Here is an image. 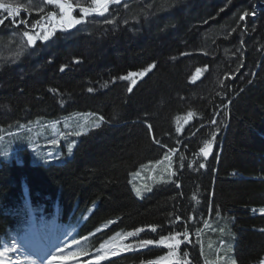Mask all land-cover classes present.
Listing matches in <instances>:
<instances>
[{
    "label": "trees",
    "instance_id": "obj_1",
    "mask_svg": "<svg viewBox=\"0 0 264 264\" xmlns=\"http://www.w3.org/2000/svg\"><path fill=\"white\" fill-rule=\"evenodd\" d=\"M167 7L145 20L139 14L146 8L135 6L140 20L126 31L116 19L103 25L108 35L56 32L18 65L0 69V138L73 116H85L91 123L85 131L93 129L74 137L62 164L33 165L26 151L22 164L0 163V247L36 221L67 243L69 258L61 264H84L98 249L105 255L99 264H209L206 241L218 237L231 241L235 264L264 257V0H180ZM255 11L254 20L239 19ZM43 15H33L31 25ZM11 27L7 21L0 36ZM243 43L253 51L246 60ZM150 64L156 67L134 78L131 92L130 81L118 79ZM213 135L205 159L200 149ZM170 167L172 174L161 177ZM135 171L147 178L136 198ZM136 229L143 230L125 239ZM176 233L175 255L163 243L140 244ZM128 244L132 249L124 250ZM85 250L89 256L71 255Z\"/></svg>",
    "mask_w": 264,
    "mask_h": 264
},
{
    "label": "rangeland",
    "instance_id": "obj_2",
    "mask_svg": "<svg viewBox=\"0 0 264 264\" xmlns=\"http://www.w3.org/2000/svg\"><path fill=\"white\" fill-rule=\"evenodd\" d=\"M170 1L177 3L180 0H148L147 5L146 2L142 4L144 5V8H146L143 11V15H141V13L139 14L140 10L136 9L134 6V4L138 3L137 0L122 2L120 5H117V7H111V13H107V15H111L110 18L107 19V15L100 20L89 18L85 26L89 24L97 26L102 24L113 25L118 13L124 17L125 22L121 20L123 24H126L127 22L136 24L138 20H140V18L137 19L136 14L144 17L145 20H152L158 16L160 12L162 14L169 12L167 5H169ZM3 2L20 7L21 12H19V18L22 17L24 12L39 13L41 12V8L45 9L42 0H3ZM80 2L81 0H71V3L76 6H78ZM171 7L172 9L174 8V6ZM252 16L254 17L256 15H250L249 17L252 18ZM108 20H112L113 22L107 23ZM215 36L216 35L212 34V37L215 38ZM214 38H211V40ZM26 55H29V52L24 37L20 34L10 33L9 35H3L0 37V69L7 65H18ZM101 62L106 63L104 59H102ZM229 77L232 78V76ZM189 101L190 100H188V102ZM90 124L88 118L85 116H73L70 119L57 121L43 129H38L42 126L39 122L37 126L29 128L27 133L13 129L7 131L0 138V163L11 162L13 160L17 162V164H21L23 163L24 152L26 151L29 153L31 160L30 163L33 165L45 164L47 162L62 164L72 156L77 143V140L74 137H80L93 130L85 131L89 128ZM169 174H172V167H170V170H161L160 176L165 177ZM136 181V189L139 190L140 186H146L147 178L138 176ZM139 197H141V195ZM218 231L221 236H225L224 231L221 229ZM221 239L222 243H219L216 248H214L213 245H211V247H207L206 245L210 255L209 260H207L209 264H213L215 261L216 264H232L233 262L231 241L225 238ZM13 243L17 245V251L11 254L14 258L19 256L23 261L24 256L27 254L30 259L36 261V264H46L48 254L55 248V244L48 239H45L43 243L44 245L40 246L39 244L36 245L33 239L25 236H22ZM12 245L10 247H12ZM214 252L217 254L215 255L216 257H213ZM260 264H264V259Z\"/></svg>",
    "mask_w": 264,
    "mask_h": 264
},
{
    "label": "snow or ice",
    "instance_id": "obj_3",
    "mask_svg": "<svg viewBox=\"0 0 264 264\" xmlns=\"http://www.w3.org/2000/svg\"><path fill=\"white\" fill-rule=\"evenodd\" d=\"M120 0H92V4L94 7H79V13L80 16L77 18L76 16L73 15V13L77 10L76 5H73L71 3V0H46V3L49 5H55L59 9V16L55 11H50L47 13L46 17L44 19L50 20L53 22L52 26V31H49L46 27L41 26L40 21L37 20L34 25H32L33 28L40 26L41 30L44 32L43 36H40L39 32H37L35 35H30L27 31L24 32L25 37L27 38L28 42L30 44H35L36 39L40 38L44 41H47L52 35V33L56 30V26H59V29L61 31L68 30L71 28L76 27L77 25H80L83 23L84 18L90 15H100L103 16L105 13L108 12V8L110 4H119ZM0 10H2L6 16L4 18H0V24L4 23V19L10 18L13 20V22H17L15 18L19 15L20 12V7L14 6L12 4H7L4 3L3 0H0ZM41 12L44 10L41 8ZM254 15V13H249V12H244L241 16H239V19L243 21L248 15ZM112 20H108L107 23H112ZM19 23H27L26 21H19ZM187 55L188 53H184ZM156 67L155 64H150L148 65L143 71L140 72H130L126 76H120L118 79L119 80H129L130 84L128 86V91H132V87L136 84V79L135 77L143 78L146 76L149 72L152 71ZM62 72L64 71V68L60 69ZM197 76L200 74L202 71L201 69H197ZM197 77H193V80H195ZM50 91H54L51 90ZM89 92L93 91L92 88L88 89ZM191 116L192 113H189ZM219 115V113L217 114ZM101 122L103 121V118H100ZM212 125H216L218 123L217 120L213 119L210 121ZM96 127H100V124L97 123L95 125ZM151 125H149V130H151ZM203 127V125H201ZM216 137L213 135L211 137V140H209L206 145L200 149V152L203 154L204 158L206 159L209 154L212 151L213 147V141H215ZM156 143H160L158 140L155 141ZM161 148H164V144H160ZM199 168L203 169L205 168L204 163H199L198 165ZM179 187V185H177ZM206 226L207 221L204 222ZM143 229H136L135 231L128 232L125 239L127 237L135 236L137 235L140 231ZM153 232L156 231L155 227H152L151 229ZM181 235V233H176L175 235L171 237H164L161 236L160 241H153V240H141L140 244L141 245H149L153 243H163L165 247H169L173 249V252L170 253V255H175V249L179 247L180 241L178 237ZM185 238H187L185 234ZM168 240H173L175 241V245L170 244V243H165ZM72 244H79L80 241L73 239ZM68 247L67 243H62L56 247V249L52 252H50L46 258V264H57L58 260H67L69 258V255L65 252V249ZM104 246L101 245V248ZM132 244L124 245V250H131L132 249ZM17 251V245L13 243L12 247H3L0 248V264H36V261L34 259H30L29 255L24 256V260L22 261L19 256H16L15 258L11 255L12 253H15ZM100 250H97V254L94 257L89 258L84 264H99L100 261L105 259V255H100L99 254ZM118 251L112 252V255H118ZM73 257L80 255V256H89V253L85 251H81L80 253L73 252L71 253ZM187 255V254H185ZM168 257H161V261H166ZM76 264H81L80 260H77ZM232 264H235L233 261Z\"/></svg>",
    "mask_w": 264,
    "mask_h": 264
},
{
    "label": "bare ground",
    "instance_id": "obj_4",
    "mask_svg": "<svg viewBox=\"0 0 264 264\" xmlns=\"http://www.w3.org/2000/svg\"><path fill=\"white\" fill-rule=\"evenodd\" d=\"M256 16H257V14H256ZM248 24V23H247ZM130 26H132V25H125V26H123V30H127V28L128 27H130ZM243 28H247V26H246V23H244L243 24ZM104 31H107V33H106V35H108L109 33H110V31H111V29L110 28H108L107 26L106 27H104V28H102ZM250 38V36H246V39H249ZM240 53H241V60H246V59H249L251 56H253V51L251 50V51H247L248 50V46L247 45H245L244 43L242 44V45H240ZM241 60H238V59H231L230 61H231V63H234V62H238V61H241ZM245 63V62H244ZM243 66L245 67V64H243ZM244 67H242L241 69H240V72H242L243 70H244ZM234 81V80H233ZM194 154V157H196V153H193ZM70 159V158H69ZM138 171H135L134 173H132V176H131V178H130V187H131V191H132V194L134 195V197L136 198V197H138L140 194H139V192H138V190L136 189V185H135V183H134V180L136 179V177L138 176ZM146 177H147V174H146ZM207 242V247H211V245H213V247H215V246H217L219 243H222V239L221 238H214V239H211V240H208V241H206ZM205 245V246H206Z\"/></svg>",
    "mask_w": 264,
    "mask_h": 264
},
{
    "label": "flooded vegetation",
    "instance_id": "obj_5",
    "mask_svg": "<svg viewBox=\"0 0 264 264\" xmlns=\"http://www.w3.org/2000/svg\"><path fill=\"white\" fill-rule=\"evenodd\" d=\"M87 6H89V7H94V5L92 4V0H81V2L78 4V7L77 8H79V7H87ZM52 11H55L58 15H59V10H58V8H54V10H52ZM50 12V11H49ZM48 13V12H47ZM47 13H45L44 15H47ZM73 15L74 16H76L77 18H79V16H80V13H79V10H76L74 13H73ZM97 16V15H96ZM96 16L95 15H90V16H87L86 18H84V20H83V23H81L80 25H77L75 28L76 29H80L81 30V25L82 26H84L83 24H86V22L88 21V19L89 18H94V19H96ZM41 20V19H40ZM39 20V21H40ZM19 21H26L27 23H19ZM45 22L46 21H41L40 22V24L41 25H43L44 27H46L47 29H48V27H51V23H48V24H45ZM17 28H14V27H12V29L10 30V33H20L21 32V26H28V25H31V23H32V18L31 17H29V18H26L25 16H22L21 18H19L18 20H17ZM19 28V29H18ZM38 28H40V26H38ZM37 28V29H38ZM34 28L33 27H30V28H27V31L28 30H33ZM9 30H7L6 32H4L6 35H8V32ZM51 31H52V27H51ZM28 33H34V34H36L37 33V30L36 31H34V32H29L28 31ZM40 34V33H39ZM38 39V38H37Z\"/></svg>",
    "mask_w": 264,
    "mask_h": 264
},
{
    "label": "water",
    "instance_id": "obj_6",
    "mask_svg": "<svg viewBox=\"0 0 264 264\" xmlns=\"http://www.w3.org/2000/svg\"><path fill=\"white\" fill-rule=\"evenodd\" d=\"M27 42H28V40H27ZM28 46H29V49L33 48V44H30L29 42H28Z\"/></svg>",
    "mask_w": 264,
    "mask_h": 264
}]
</instances>
